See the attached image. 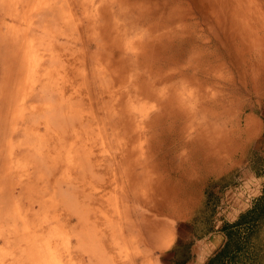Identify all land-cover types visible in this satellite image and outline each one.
I'll list each match as a JSON object with an SVG mask.
<instances>
[{"label":"rangeland","instance_id":"374dc122","mask_svg":"<svg viewBox=\"0 0 264 264\" xmlns=\"http://www.w3.org/2000/svg\"><path fill=\"white\" fill-rule=\"evenodd\" d=\"M231 188L264 194V0H0V264H167Z\"/></svg>","mask_w":264,"mask_h":264},{"label":"crops","instance_id":"0c3cea01","mask_svg":"<svg viewBox=\"0 0 264 264\" xmlns=\"http://www.w3.org/2000/svg\"><path fill=\"white\" fill-rule=\"evenodd\" d=\"M215 195L217 202L212 204L210 214L203 211L204 203L206 204L204 198L195 214L179 223L181 227L177 235L164 251V255L168 257L167 264H208L227 242L225 227L234 224L258 198H253L242 208L244 200L242 194L238 193V188L225 191L221 197L217 196L223 195L219 191ZM214 207L219 210V214L214 212Z\"/></svg>","mask_w":264,"mask_h":264},{"label":"trees","instance_id":"16d2710c","mask_svg":"<svg viewBox=\"0 0 264 264\" xmlns=\"http://www.w3.org/2000/svg\"><path fill=\"white\" fill-rule=\"evenodd\" d=\"M224 230L227 242L208 264H264V194Z\"/></svg>","mask_w":264,"mask_h":264}]
</instances>
